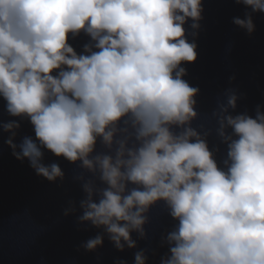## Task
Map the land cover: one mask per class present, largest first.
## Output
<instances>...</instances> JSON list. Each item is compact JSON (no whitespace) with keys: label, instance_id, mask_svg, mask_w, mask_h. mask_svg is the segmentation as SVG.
Returning a JSON list of instances; mask_svg holds the SVG:
<instances>
[{"label":"clouds","instance_id":"clouds-1","mask_svg":"<svg viewBox=\"0 0 264 264\" xmlns=\"http://www.w3.org/2000/svg\"><path fill=\"white\" fill-rule=\"evenodd\" d=\"M237 3L264 12V0ZM202 11V0H0V96L11 116L30 120L35 139L17 146L19 123L2 127L37 175L63 178L58 164L42 163L47 149L98 176L106 187L84 183L79 219L118 250L136 247L131 233L143 236L146 213L164 201L178 226L162 264H264V113L228 114L235 94L220 106L226 170L191 127L199 89L181 64L196 60L197 45L184 25L198 29ZM233 22L255 30L251 13ZM82 30L95 42L87 55L68 43ZM98 139L114 154L92 156ZM102 244L97 235L84 247ZM145 261L135 254V264Z\"/></svg>","mask_w":264,"mask_h":264},{"label":"water","instance_id":"water-1","mask_svg":"<svg viewBox=\"0 0 264 264\" xmlns=\"http://www.w3.org/2000/svg\"><path fill=\"white\" fill-rule=\"evenodd\" d=\"M202 7L199 28L191 27V19L184 25L188 41L197 45V58L181 67L186 70L183 79L199 89L195 97L197 117L191 127L206 139L218 167L226 170L228 145L218 134L216 115L220 106L227 104L229 94H235L236 107L229 108L228 114L255 118L258 108L264 113V12H252L237 0H202ZM246 13H251L255 25L251 34L233 22L234 18L244 19ZM68 43L78 55H87L85 45L95 42L82 30L76 36L69 33ZM10 121L20 125L13 139L17 146L25 137L35 139L30 120L11 116L0 96V264H135L137 252L144 253L145 264H162L170 256L167 236L178 221L164 201L149 208L143 236L131 233L136 247L118 250L103 228L79 219L83 214L81 201L86 199L84 183L92 181L97 188L106 185L83 168L81 161L70 162L47 149H43L42 163L58 164L63 178L49 181L37 175L28 159H17L6 143L12 133L4 131L2 125ZM226 131L232 133L231 128ZM97 154L114 153L98 139L91 155ZM94 200L98 202L99 196ZM97 235L103 236V244L87 250L85 243Z\"/></svg>","mask_w":264,"mask_h":264}]
</instances>
